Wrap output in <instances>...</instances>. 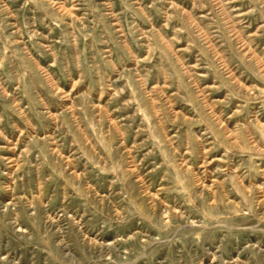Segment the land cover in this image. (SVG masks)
Returning <instances> with one entry per match:
<instances>
[{
  "label": "rangeland",
  "instance_id": "374dc122",
  "mask_svg": "<svg viewBox=\"0 0 264 264\" xmlns=\"http://www.w3.org/2000/svg\"><path fill=\"white\" fill-rule=\"evenodd\" d=\"M0 264H264V0H0Z\"/></svg>",
  "mask_w": 264,
  "mask_h": 264
}]
</instances>
